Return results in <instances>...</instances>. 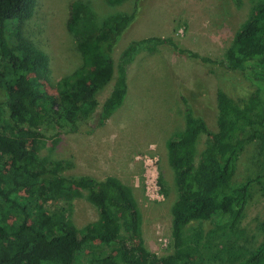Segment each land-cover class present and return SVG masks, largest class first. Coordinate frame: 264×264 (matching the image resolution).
<instances>
[{"label": "trees", "instance_id": "1", "mask_svg": "<svg viewBox=\"0 0 264 264\" xmlns=\"http://www.w3.org/2000/svg\"><path fill=\"white\" fill-rule=\"evenodd\" d=\"M105 1L117 6L126 0ZM139 2L134 0L130 13L99 22L83 1L69 3L66 29L81 62L57 82V93L48 95L42 87L48 57L23 30L37 0H0V264H201V236L187 238L185 231L206 221L214 225L211 236L220 235L218 253L229 255L234 264H264V240L238 256L223 239L243 218L250 187L264 181L263 173L234 183L236 163L249 143L260 144L264 165V0L253 4L221 60L181 48L171 38L148 37L132 41L114 65L111 53L135 19ZM162 45L207 66L241 73L256 90L239 100L219 84L215 132L189 106L184 90L179 91L185 105L183 128L165 144L176 190L173 252L159 257L144 245L142 216L131 187L113 176L64 175L67 162L40 158L37 152L41 130L91 135L103 127L127 96L128 66L139 53H153ZM112 80L97 109V95ZM201 136L207 140L196 162ZM77 197L95 209L96 221L82 227L71 221L70 204Z\"/></svg>", "mask_w": 264, "mask_h": 264}, {"label": "rangeland", "instance_id": "2", "mask_svg": "<svg viewBox=\"0 0 264 264\" xmlns=\"http://www.w3.org/2000/svg\"><path fill=\"white\" fill-rule=\"evenodd\" d=\"M71 1L74 0H37L33 17L23 26L26 37L48 57L47 76L42 81L48 95H55L57 82L73 73L81 62L65 24ZM81 1L90 7L98 22L109 15L130 13L134 7V0L117 6H109L105 0ZM255 2L140 0L135 19L115 44L111 58L117 65L120 54L132 41L161 37L171 38L181 48L200 56L221 60ZM219 84L239 100L256 90L241 73L207 66L178 55L167 45L159 46L153 53L141 52L127 68L128 93L123 105L103 127L91 135L41 130L37 154L40 158L67 162L64 175L96 179L113 176L131 187L142 216L145 247L159 257L170 255L173 252L171 206L176 190L165 144L183 128L185 105L179 91L184 90L189 106L205 120L209 131L215 132ZM112 86L113 80L97 95V109ZM206 140V136L199 139L196 162ZM260 153L258 142L246 145L236 163L235 184L264 173ZM263 187V180L250 187L243 218L233 234L223 236L238 256L247 254L264 240ZM70 219L82 227L96 221L97 213L84 197H77L70 204ZM211 230L214 225L206 221L194 222L185 231L187 238L201 236V264H234L229 255L218 253L221 238L211 236Z\"/></svg>", "mask_w": 264, "mask_h": 264}]
</instances>
